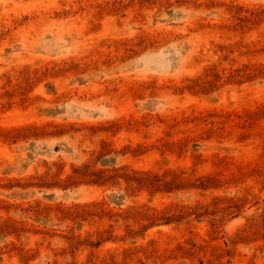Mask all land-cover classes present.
I'll use <instances>...</instances> for the list:
<instances>
[{"label":"rangeland","instance_id":"rangeland-1","mask_svg":"<svg viewBox=\"0 0 264 264\" xmlns=\"http://www.w3.org/2000/svg\"><path fill=\"white\" fill-rule=\"evenodd\" d=\"M0 264H264V0H0Z\"/></svg>","mask_w":264,"mask_h":264}]
</instances>
